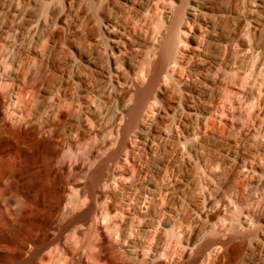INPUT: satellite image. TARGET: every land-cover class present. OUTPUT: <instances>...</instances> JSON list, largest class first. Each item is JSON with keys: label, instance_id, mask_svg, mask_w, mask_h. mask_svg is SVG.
<instances>
[{"label": "rangeland", "instance_id": "1", "mask_svg": "<svg viewBox=\"0 0 264 264\" xmlns=\"http://www.w3.org/2000/svg\"><path fill=\"white\" fill-rule=\"evenodd\" d=\"M169 28L179 63L127 128ZM22 191L51 233L79 216L40 264L170 262L201 224L233 241L198 264H264V0H0V214Z\"/></svg>", "mask_w": 264, "mask_h": 264}, {"label": "bare ground", "instance_id": "2", "mask_svg": "<svg viewBox=\"0 0 264 264\" xmlns=\"http://www.w3.org/2000/svg\"><path fill=\"white\" fill-rule=\"evenodd\" d=\"M167 30H168V33L165 35L164 34L162 35L160 43L158 44V46L154 48V57L148 60V66H147V69L145 70L146 77H147L146 82H144L143 85L133 82L135 100H134L133 107H131L129 111H127L130 116L127 128L134 125L137 122L139 115H141V113H143L144 111V105L149 101L151 95L155 92L157 83L159 81V77L161 76V74L164 72V69H165L164 62L166 60H169L170 63H179L180 58H178L176 55L177 45L179 43L178 36L175 34L174 29L169 28ZM111 33H112V37H110V39L112 42L118 43L122 41L123 33H121L118 29L114 28L113 32ZM123 63L125 62L123 61L121 64ZM6 171L10 174L11 177L13 176L15 177L14 172L16 171L13 165H9L6 168ZM97 173L98 171H96V174ZM14 182L15 180L10 182L8 187L12 188L14 186ZM58 193H57V196H58ZM220 194L222 195V191ZM29 195L30 194L28 191L20 192L17 198L20 201V206L16 210H13L12 206L9 204L13 202L16 198L14 200L12 197L5 198L7 206L5 210L2 211L0 214V264H40L38 262V259H39L41 252L45 248L49 247L50 245L56 242L58 243L57 250L60 252V249H61L60 240H61V237L63 236L64 229L68 225L73 224L78 221L79 216H74V218H72L69 221L68 225L66 226L58 225L57 227L54 225L55 226L54 232L52 233L49 232L50 230L48 231L46 229L47 222H45L44 215H42V213L39 212L37 213L36 216L35 215L33 216ZM217 199L215 202H217ZM223 200L225 199H222V201ZM213 201L214 200H212V202ZM231 201H233V199ZM218 202L220 203L221 201L218 200ZM213 204H211L212 205L211 208H213ZM232 205L234 206L238 204L236 203ZM235 207H238V206H235ZM239 207L238 209L237 208L236 209L241 210V208ZM224 208H226L225 203L224 204L221 203V205L218 208H215L216 210L214 209V211H212L211 213L209 210L208 213L210 214L208 213L207 214L209 215L210 219H215L217 216L223 213ZM34 219H36L37 225H35L36 227H34V229H32V232H30V227L32 226V222ZM201 225H200L201 227L200 228L198 227L199 229L195 231L193 237L190 236L191 239L188 238L190 240L187 243V246H186L187 249L183 250V252L181 253L178 259H174V261L170 259V262H166L165 260H163V258H158L156 259L157 261H155L157 262L156 264H198L200 259L203 257V255L204 254L206 255V251L209 252V250H211L212 247L214 246L217 247L218 245L224 246L225 244H228V243L231 244V242L233 241L231 237H229L228 239H224L221 236H219L218 233L214 232L213 231L214 229L213 230L210 229V227L212 228V224L211 226H208V224H205V225L201 224ZM159 238L160 239H157V241L160 243L162 240H161V237ZM177 242L179 243V241ZM170 252H169V255H172L173 252L171 253ZM226 252L227 253L225 254L222 252L223 254L221 253V255L219 256L217 255L218 258L216 257L217 259L215 260L216 261L215 264L228 263V261L224 262L226 260L223 261L224 257L225 256L227 257L228 255L230 257L229 260L231 261L238 255L239 248L237 247L236 244H233V245H230V247L226 250ZM161 254L167 258H171V256H169L166 253H161ZM76 258H77V255L74 253V255L72 256V259L74 260ZM44 263H41V264H44ZM73 263L80 264L79 260L78 261L76 260L75 262L63 263L61 262L60 259H58L55 264H73ZM45 264H49V263L46 262Z\"/></svg>", "mask_w": 264, "mask_h": 264}]
</instances>
